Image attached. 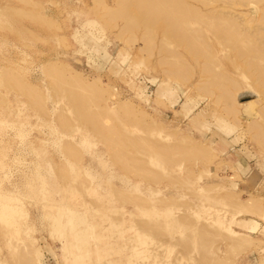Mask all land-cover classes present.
Listing matches in <instances>:
<instances>
[{"label":"rangeland","instance_id":"rangeland-1","mask_svg":"<svg viewBox=\"0 0 264 264\" xmlns=\"http://www.w3.org/2000/svg\"><path fill=\"white\" fill-rule=\"evenodd\" d=\"M204 1L180 0L208 45L195 56L132 2L123 16L122 0H0V264H264V55L242 37L264 42V0ZM229 20L237 47L213 29ZM68 74L142 151L114 150Z\"/></svg>","mask_w":264,"mask_h":264},{"label":"bare ground","instance_id":"bare-ground-1","mask_svg":"<svg viewBox=\"0 0 264 264\" xmlns=\"http://www.w3.org/2000/svg\"><path fill=\"white\" fill-rule=\"evenodd\" d=\"M123 1V3L121 2V0L119 1L118 0V2H119V4L120 3H122L123 5H120L121 7L120 8H122L121 10L119 9L118 10V14L119 15H123V16H128L129 15V12L128 11H130V9H129V7L131 6V2L132 3H134V6H131L132 8H134V7H136V8H134V9H136L137 11L136 12H138L139 14V16L141 17V18H143V17H145L146 19H145V25L146 26H154V24L156 23V22H158V21H162V20H164L166 23H168V25L170 26V29L171 30H169V28H168V26H167V29H168V33L170 34V32L172 33V35L174 36V37H177V38H179V39H181L184 43H185V45H187V47H189V49L191 50V52H193V54L195 55V56H197L198 55V53H201V54H205V55H208V45H207V47H206V45H205V43L203 42V38L202 37H200L201 36V34L199 33V32H197V31H185L184 29H183V27L180 25L181 24V22H180V18L183 16V14L184 13H186V12H193V10L191 9V7L189 8H184V6L185 5H181V3H180V0H122ZM182 1V0H181ZM206 1V0H205ZM204 1V2H205ZM248 1V0H247ZM252 0H250V2H251ZM255 0H253L252 2H254ZM257 1H260V0H257ZM262 1V0H261ZM201 2H202V0H201ZM204 2L202 3V4H204ZM249 2V1H248ZM125 3L127 4V5H125ZM130 3V4H129ZM205 3H207V2H205ZM249 4V3H248ZM254 4V3H253ZM125 5V6H124ZM128 5H130V6H128ZM122 6H124V7H122ZM128 6V7H127ZM128 8V9H127ZM195 10V9H194ZM194 13H196V12H194ZM229 13V12H228ZM212 14H214V12L212 13ZM136 15H137V13H136ZM211 15V14H210ZM219 15V14H218ZM201 16V15H200ZM214 16V15H213ZM216 16V15H215ZM223 16H225L224 14H223ZM261 16H262V18L261 19H263L264 20V10L262 11V14H261ZM225 17H227V18H223V19H225V20H223L224 22H226V21H228V19H230V18H228V16L226 15ZM231 17V16H230ZM213 18V17H212ZM215 19H220V20H218V21H221V19H222V17L220 16V17H214ZM202 19H204L205 21H206V19H205V17L204 18H202ZM211 19V18H210ZM210 19H209V21H210ZM227 19V20H226ZM212 20V19H211ZM135 21V18L133 19V21L132 22H134ZM163 21V22H164ZM260 21V20H259ZM224 22H221L219 25H220V27L219 26H214L213 27V29H215L214 31H215V33L216 34H218V35H220V36H218L219 38H221V37H223L227 32H229V33H227V34H230V36L232 37V38H229L228 40H229V42L231 43V45H233V46H238L239 45V36H238V34L236 33L237 31L235 30L236 29V27L235 26H231L232 25V20H229V22L228 23H224ZM166 23H163L164 24V26H165V24ZM210 23V22H209ZM211 23H214V21L213 22H211ZM210 23V24H211ZM133 24H135V23H133ZM158 24V23H157ZM157 24H156V26H157ZM217 24V23H216ZM223 24H225V27H226V31L224 32V27L222 26ZM229 24H231V25H229ZM161 28L163 27L162 26V22H161ZM214 25V24H213ZM229 26V27H228ZM231 26V27H230ZM160 27V26H159ZM150 28V27H149ZM152 29H153V27H151ZM155 28V27H154ZM156 28H158V26L156 27ZM164 28V27H163ZM229 29V31H228V29ZM150 30V29H149ZM154 30V29H153ZM156 30V29H155ZM152 31V30H151ZM170 31V32H169ZM223 33V34H222ZM225 33V34H224ZM215 34V35H216ZM226 34V35H227ZM171 35V36H172ZM200 35V36H199ZM169 36V35H168ZM243 37V39H244V42H245V45L244 46H247L246 48H248L250 51L249 52H247V57H251L250 59H252V61H254V63H255V59H259V57H260V59H259V61H261V58L262 57H264V56H259L258 58L256 57V56H258V55H255V53H258L259 54V52L261 53V52H263L264 53V42H259V41H257V42H254L253 40L255 39H253V36H242ZM256 40V39H255ZM187 43V44H186ZM189 45V46H188ZM207 48V49H206ZM240 48H243V47H240ZM239 48V49H240ZM244 49V48H243ZM190 50H189V53H190ZM246 51H247V49H246ZM245 51V52H246ZM261 54V55H264V54ZM254 58V59H253ZM251 61V60H250ZM258 61V62H259ZM262 61H264V59L262 58ZM248 62H249V60H248ZM253 63V64H254ZM177 64V63H176ZM256 64V63H255ZM175 65V64H174ZM179 65L180 66H182V68L183 69H185L186 70V65H183L182 63H179ZM250 65V64H249ZM255 66V65H254ZM256 66H259V65H256ZM56 67V66H55ZM261 67V66H260ZM57 68V67H56ZM175 68H181V67H179L178 66V64H177V66L176 67H172V69H174V70H177V69H175ZM53 68H51V70L50 71H54L55 70V68L52 70ZM59 71V73H58V71ZM62 70V71H61ZM256 70H258V69H256ZM49 71V70H48ZM57 71V73H58V75L59 74H61L60 73V71L61 72H65L64 71V69H61L60 68V70L57 68L56 70H55V72ZM187 71H188V69H187ZM259 71V70H258ZM66 72H68V73H70L69 71H66ZM174 72V71H173ZM180 72V71H179ZM178 72V73H179ZM57 73H54V74H57ZM172 73V72H171ZM259 73V76L261 77V78H263L264 79V68L263 69H261V71H259L258 72ZM53 74V73H52ZM53 74V75H54ZM66 74V73H65ZM51 75V74H50ZM52 75V76H53ZM57 75V76H58ZM74 76V78H75V76H77L78 77V74H68V78H69V76ZM55 76V75H54ZM57 76H55V77H57ZM80 76V75H79ZM174 76V75H173ZM74 78H72L71 79V77L69 78V80H71L68 84H69V86H70V83H71V85L73 86L75 83V85H76V88H75V86H70L71 88H73V89H76V92L74 93V91L73 92H70V93H72L71 95L73 96V97H79L82 101L80 102V104H83V105H80L79 104V106H81V107H79L78 108V110H80V108H82V109H85L84 108V103H86V100H83V98H82V96H84V95H88V93H92V91H94L95 89V91H94V93H96V91L98 90L99 91V89H97L96 88V86H98L97 84L94 86V85H92V82H90V84H88V82H85V83H87L90 87H87L88 85H84L83 83H84V81H82L81 82V78L82 77H80V79H78L77 78V80H75ZM72 81H73V83L74 84H72ZM77 81V82H76ZM79 82H81L82 83V86L84 85V86H86L87 87V89L89 90V88H90V90H91V88H94L92 91H90V92H88V90L83 86V88H85V90H87L86 92H80V90H79V88L77 87L78 86V84H79V87H80V85H81V83H79ZM78 83V84H77ZM95 83H97V82H95ZM94 84V83H93ZM101 85V84H100ZM68 86V87H69ZM69 87V88H70ZM206 88H207V86H205ZM71 88H70V90H71ZM82 87H80V89H81ZM82 88V89H83ZM202 89H203V87H201ZM209 88H210V86H209ZM209 88H207V89H209ZM79 90V91H78ZM84 89L82 90V91H85ZM104 90V89H103ZM200 90V89H199ZM28 91H30V90H28ZM32 91V90H31ZM30 91V92H31ZM203 91V90H202ZM201 91V92H202ZM207 90H204L203 91V93L204 94H206V93H208L210 90H208V92H206ZM212 91V90H211ZM100 92V91H99ZM101 92L102 93H104L102 90H101ZM105 92H107V91H105ZM74 93V94H73ZM98 93V92H97ZM212 93V92H211ZM229 94V95H227V96H229V97H226V95H223L224 94V92H223V94H221V95H223L224 96V98H225V100H224V102L226 101V99L228 98H230V96H232L233 97V95H231L232 93H229V92H226V94ZM93 94V93H92ZM100 95H101V93H99ZM203 94V95H204ZM209 94H210V92H209ZM95 95V94H94ZM103 95V94H102ZM212 95V94H211ZM210 95V96H211ZM212 97V96H211ZM232 97H231V102L233 101V99H232ZM217 99H218V97H217ZM220 99V98H219ZM221 99H223V97L221 96ZM220 99V100H221ZM216 101H218V100H216ZM219 102V101H218ZM223 102V103H224ZM228 102H230V101H228L227 100V103L225 102V104H223V105H227V106H229V104H228ZM230 102V103H231ZM125 104V105H124ZM232 104V107H233V104H235V99H234V102H232L231 103ZM231 104H230V106H229V109H227V111H228V114L230 115V112H232V115L231 116H233L234 115V113H236L235 111V108H237V107H235L234 109L231 107ZM121 105V104H120ZM122 105H124V107L126 106V103H122ZM121 105V106H122ZM128 106H130L129 104H127ZM121 106H118V109L117 108H115V110L117 109L118 111H120L121 109H124V107H122L120 110H119V107H121ZM126 107V108H130V107ZM231 107V108H230ZM125 108V109H126ZM225 108H228V107H226L225 106ZM103 109V108H102ZM102 109H100V110H98V112H99V116L98 115H96L95 113H93V112H89V110H86L85 109V112H84V118L86 117V118H90V119H93V120H95L96 122V124L98 125V126H100L101 128H103V126H105L106 125V127H104L103 129H105V128H107L108 129V126L111 128V129H106L107 130V132H108V135L106 136V138L108 139L107 141L109 142V144L111 143V146L113 147H115V149L114 150H120V149H117V148H119V147H117V146H120V148H122L123 149V147H124V150L126 149L127 150V146H128V149L130 150V149H133V146H132V148H130L131 146H129V145H132V143L131 142H133V145L135 144L136 146H134L137 150H141V147H139L140 146V143H142V141L140 142L139 140H131V142H130V144L128 145L126 142H127V137H126V135L125 134H123L121 131H120V128H118V127H115V125H118L117 123H118V121H117V123L114 121V123H116V124H114V128L112 127L113 126V123L111 122V121H113V118L115 117H113L112 118V115L110 116V119H111V121H110V119L108 118V116L110 115V113H109V111L106 109V110H102ZM125 109L124 110H122L121 111V113H123V111H125ZM131 110L128 112V111H126L127 113H125V114H128V113H134L133 111H132V107L130 108ZM231 109H233V110H235L234 112L233 111H231ZM113 112H115L114 111V109H111ZM116 110V111H117ZM127 110V109H126ZM230 110V111H229ZM108 111V112H107ZM112 111H110V112H112ZM118 111H117V113H118ZM227 111L225 110V112L227 113ZM262 111H264V110H262ZM112 112V113H113ZM108 113H109V115H108ZM131 113V114H132ZM139 113V112H138ZM86 114V115H85ZM116 113H114V115H115ZM119 114V113H118ZM135 114V113H134ZM136 114H137V112H136ZM140 114V113H139ZM237 114V113H236ZM264 113H262V115H263ZM146 115V114H145ZM82 116V115H81ZM107 116V117H106ZM137 116V115H136ZM143 116V115H142ZM108 118V120H105V119H103V118ZM144 118H145V116H143ZM263 117V116H262ZM98 118H100V120L102 121V122H99V119ZM264 118V117H263ZM262 118V119H263ZM264 120V119H263ZM262 120V121H263ZM105 121V123H107L106 121H108V122H110V123H112V125L110 124V123H108V124H110V125H108L107 126V124H103V122ZM263 123H264V121H263ZM261 124L262 126L264 125V124ZM255 124V123H254ZM253 123H252V126L251 127H253V125H254ZM259 125H255L256 126V128H261L260 127V123H258ZM255 128V127H254ZM258 128V129H259ZM251 129V128H250ZM252 130H253V128H252ZM251 130V131H252ZM260 130H262V132H260V134H258V135H261L260 137H261V139H262V141H261V146H263L264 147V126L262 127V129H260ZM256 131H258V130H256ZM255 133V132H254ZM259 133V132H258ZM256 134V133H255ZM258 135H256V136H258ZM259 137V136H258ZM258 137H254V138H258ZM130 138V137H129ZM131 139V138H130ZM145 139V138H144ZM260 139V140H261ZM129 140V139H128ZM143 140V139H142ZM148 140V139H147ZM259 140V139H258ZM130 141V140H129ZM145 140H143V142H144ZM145 143V142H144ZM143 143V144H144ZM260 143V142H259ZM127 144V145H126ZM146 145H147V143H145ZM125 145V146H124ZM137 145H138V147H139V149L137 148ZM142 145V144H141ZM110 146V147H111ZM136 149H133L132 151H136ZM112 150H113V148H112ZM123 150V152H118L119 154L120 153H123L124 155H125V152H127L126 150L124 151ZM166 150V149H165ZM168 150V149H167ZM121 151V150H120ZM131 151V150H130ZM134 151V152H135ZM142 151V150H141ZM164 151V150H163ZM169 151H170V149H169ZM169 151H166L167 153L169 152ZM115 152V151H114ZM151 152V151H150ZM165 151H164V153H166ZM138 153H141V152H138ZM138 153H136L137 154V156L139 155ZM122 154V155H123ZM127 155L129 156V154L127 153ZM126 155V156H127ZM134 155V154H133ZM126 158H128V160H131V159H133L134 157H126ZM126 158H125V160H126ZM121 159H124V157L122 158V156H121ZM122 161L123 163L124 162H127V163H124V166H125V164H127L128 165V162L129 161ZM122 163V164H123ZM129 164H131V163H129ZM126 165V166H127ZM132 166H134V165H132ZM132 166L130 165V167L132 168ZM141 167V166H140ZM131 168H130V170H131ZM134 168H136V167H134ZM137 169H138V167H137ZM136 169V170H137ZM134 170V169H133ZM135 170V171H136ZM139 170V169H138ZM135 171H133V172H135ZM145 172V170H143V168H142V170L140 169L139 170V172ZM144 174V173H143ZM142 175V174H141ZM152 176L153 175H150V177H151V179H152ZM148 178H149V176H148ZM147 178V179H148ZM154 178V177H153ZM119 195V194H118ZM124 195V194H123ZM120 196V195H119ZM122 196V195H121ZM227 196V195H226ZM230 197H232V199L233 198H235V197H233V196H231L230 195ZM123 198H124V200H128V198H126L125 199V197L123 196L122 197V200H123ZM118 199H120V198H118ZM227 199H230V198H228L227 197ZM126 200V201H127ZM131 201V200H130ZM252 201V203H253V205L252 204H250V205H248L247 206V203H244V202H242V203H239L238 202V200H237V202H235L234 201V204L236 205V203L237 204H239V206H240V204H241V206H244V205H242V204H245L246 206L245 207H243V208H245V210L246 209H249L250 207H253L252 209H250L251 211V213L250 214H255L256 213V210H254V209H258V207H256V206H260V203H261V200H256V202H258V204H256V202H253V201H255V200H251ZM251 201H248V202H251ZM132 202V201H131ZM252 205V206H251ZM263 205V204H262ZM238 205H237V208L239 207ZM240 206V207H241ZM255 206V207H254ZM239 207V208H240ZM247 207H249V208H247ZM236 208V207H235ZM242 208V207H241ZM240 208V209H241ZM261 209H263L262 207H261ZM242 210V209H241ZM259 211V213H256V215H259L260 213L261 214H264V213H262V210H260V209H258ZM253 211H255V213L253 212ZM241 212V211H240ZM245 212H248L249 213V210L247 211H244L243 212V210H242V212L241 213H245ZM253 212V213H252ZM264 212V211H263ZM247 214V213H246ZM260 214V215H261ZM255 215V216H256ZM254 216V217H255ZM264 215H261V219H262V217H263ZM258 218V217H257ZM264 219V218H263ZM263 219H262V221H263ZM185 220V219H184ZM186 221V220H185ZM201 233H203V232H201ZM209 234H211L210 232H209ZM213 234V233H212ZM188 236H190L189 234H188ZM187 236V237H188ZM83 237V235H81V238ZM186 237V238H187ZM204 238H205V236H204ZM241 238L242 237H240V241H239V238H238V241L239 242H242L241 244H243V243H245L244 242V240L246 239H244V238H242V239H244V240H242L241 241ZM187 239H189V238H187ZM187 239H184V242L187 240ZM235 241H236V239H235ZM247 241V240H246ZM183 242V241H182ZM183 242V243H184ZM186 242H188V240L186 241ZM237 242V241H236ZM249 242V241H248ZM247 243V242H246ZM23 245H24V243H23ZM26 246V245H25ZM28 246V245H27ZM15 247L16 248H18L16 245H15ZM20 248H22V247H20ZM20 248H18V249H20ZM27 249H29V248H26L25 250L27 251ZM17 250V249H16ZM30 250V249H29ZM28 250V251H29ZM66 250V249H65ZM204 250V249H203ZM203 250H202V252H203ZM205 251V250H204ZM20 252V251H19ZM30 252L31 251H29V253L28 252H26V253H28L27 254V256L28 257H32L33 255H29L30 254ZM18 253V252H17ZM16 253V254H17ZM21 253H23V250L21 251ZM21 253H18V254H20V255H22ZM25 253V252H24ZM23 253V254H24ZM26 253H25V255H26ZM201 253V252H200ZM15 254V255H16ZM205 254V253H204ZM20 255L18 256V255H16V256H18L19 258H20ZM24 255V256H25ZM26 256V257H27ZM23 257V256H22ZM26 257H24V263L23 264H28L29 262H31V263H33L34 262V259H33V261H31V259L29 258V260H26L27 258ZM18 258V259H19ZM18 259H16L17 261H18ZM22 259V258H21ZM25 261H27V263H25ZM22 260H20V262L18 261L17 262V264L19 263H21L22 264ZM36 262V261H35ZM35 262L33 263V264H35ZM31 263H29V264H31Z\"/></svg>","mask_w":264,"mask_h":264}]
</instances>
